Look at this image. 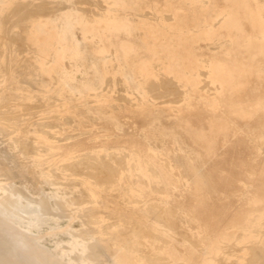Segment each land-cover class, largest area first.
Segmentation results:
<instances>
[{"label":"rangeland","instance_id":"374dc122","mask_svg":"<svg viewBox=\"0 0 264 264\" xmlns=\"http://www.w3.org/2000/svg\"><path fill=\"white\" fill-rule=\"evenodd\" d=\"M41 1H42V3H41ZM0 2H1L0 3V29H1L0 30V37L3 36L2 40H3V42L5 41L4 42L5 44H3L2 40H0V45H1V47H0V50H1L0 51V55H1L0 56V63H1L0 66H3L7 72L6 76L4 78L0 77V100L2 98H7V99H11V100L13 98H15L12 101L15 104L12 103L11 105H9V107H7V106H6L7 108L4 107V110L2 112H0V114H1L0 116H2V115L8 116L10 118L9 120H11V121L8 120L9 122H7V123H9V125L2 122L1 126L3 129H5L4 130L5 131V139L4 140L10 139L12 137H17V136L19 139L23 140V141H20L18 143V149H20V150L17 152L18 156H17V160L15 163L17 166L20 165L21 163L23 165L28 164V163L19 161L20 158L30 156V154L33 153V151L37 152L38 149L40 150L41 147H43V145L44 146L52 145V143H46V142H40V143L28 142L27 139H28L29 135H26L25 129L29 130V132L36 133L38 135H40L42 133L41 137L45 136L48 138L50 137V139H55L57 141V143H55V145H53V146H57L58 148H60V146L62 145L59 139H61L63 137L64 138L72 137L71 140L74 139L73 141H75V142L72 141L73 143H71L69 147L63 146V148H61L58 151L59 152L57 154L58 156L57 155L56 156H57V158L60 159L62 157V155L64 156L65 153H67V151L70 148H72V146H73L78 151L83 150L82 152H86V153L88 152L90 154V157H92V158L88 157V159L87 158L84 159L85 161L84 160H77V161H73V162L64 161L65 165L67 167H68V165H70L69 168H73L75 170V171L72 170V172L70 171L69 172L70 175H66V177L70 178L67 181L68 182V186H67L68 192L72 195V197L76 196L75 198H77V199H75V198L74 199L77 200V202H82V201L89 200L88 199L89 193L83 187L79 188V186H77V183H75L76 180H74V179H76V177L79 178L81 176V175L76 174L77 170L78 171L80 170V172H82V173L88 171L87 173H89L91 176H93V180H96V179L98 180V178H101V180L99 179V181L107 182V181L112 180V177H114V176L116 178V175L113 174L116 171L121 170L125 167L129 168V167H131V165H133V161L128 162L127 159H125L122 155H120V157L116 156V158L113 157V155L112 156L110 155V158H112V159H110L109 157L102 156V155H101L102 157H100V158L96 157L95 153H93V152H95V150H93V149H98V148L101 149L102 147H107V146L112 147L114 145L113 147H115V146L120 147L121 146L120 148L122 149V151L123 152L125 151L124 153H126V151H127L126 148L129 149L130 147L131 148L136 147L137 150L139 149V151H141L143 153V161L144 162L147 161L150 163V161H152L153 167L151 165V168L154 170V168L156 167V169L158 168L159 170H162V171L166 168V165H164L163 160H161L159 157H157L155 155V153L161 154V155H163L165 153L163 155V157L168 154L169 156L167 155L168 157L166 156L165 158H170L174 162L176 167H178V168L182 167V168H180L181 171L183 172L184 176L187 179H189L191 182H193L195 180V178L198 175L197 173L201 172V173H199V175L196 179H199V181L201 183H204L205 191H207L205 194V198H200V196H199L198 201L195 202L194 201L195 194L193 192L187 190L181 182L177 181L175 178H172L171 175L165 173L164 174V182L161 184H153L152 188L147 190V192L149 191V193L147 194V192H146V196L148 197V195H149L150 200L151 201L153 200L152 202H155L153 198L156 199V202H160L159 199H161V198H162L161 201H164L165 199L167 200V201L166 200L165 201L169 205V207H166V208H169L168 210H166V208H165V210H161L160 209L161 207H159V206L156 208L150 209V213H154V211H155V213H154L155 219L158 221H154V222L151 220L147 221L146 219H148V217H147V214L145 213L142 205H140L138 207V209L140 211L137 209V210H134L135 212H133V210L132 211L129 209L127 210L125 208H123L125 210H122L123 206L121 204L116 209L107 208L108 210L107 209L105 210V212H104L105 216L104 217L105 218L107 217V218L103 222L104 224L101 225L102 230L105 229L104 232L110 231L113 223L118 222V216H120V215L122 216V214H123L122 217L127 219V221L129 220L130 222L128 221L125 224V226H123L124 228L121 227L119 229V230H121V231H119L120 234L118 231L115 233L116 237H117V241L119 242V244L123 243L122 245L129 246L132 243V241H130V240L133 239L135 234H138V228H136V227H139L137 224L140 221L141 223H144L145 225L147 224L146 226L147 227L149 226L148 228H150L154 233H157V235L160 238L163 237L162 239H164L165 241L168 238L171 239L169 241L167 240L169 243H168V246L165 249V251H156L155 256L157 258L156 257L151 258L152 262L156 260L155 261L156 263L153 262V264L154 263L155 264H160V263L165 264V262L167 261V260L164 261L165 256L171 257L172 260L177 264H180V263L203 264L205 262V260L208 259L204 255L203 246L202 247L199 246V239L198 238H197L198 240L191 239L192 237H191V234L188 230V227H184V224H180L181 222H180V219L178 217L179 215L182 214V212H183L182 210H185V211L189 210V211L194 212L196 214V216L202 222V225H203L202 229L204 232H203L201 238L205 242L207 247L212 249L213 253H212L210 259L213 260V263L215 262L214 264H216V263L220 264V262H221V264H231V263L232 264H249L247 259L250 258L249 259L250 261H252V260L254 261L255 259H252V258H254L255 255H256L257 259L259 258V256H261V257L258 260L256 259L255 260L256 262L255 261L254 262L249 261L250 264H253V263L254 264H264V260H263L264 259V249H263L264 248V224H261V221L264 220V146H261V144L264 145V122H263V125H261L260 124L261 121L259 122V120L253 119V122L251 125L252 127H248V129L250 131H252L254 134L252 136H249L248 138L246 136H238L237 137V142H240L243 144V145H241L243 150H245V147L247 148V152L242 154V158H241L240 163H242L243 166L240 168H235L232 166V157H231V153L229 152V149H231L232 146L230 147V141H229V137L227 135H222V146L225 148V151H223V154L221 151L220 152L221 155L219 154L220 155L219 157L218 156H214L215 158L208 157L207 154H205V152L204 153L200 152V154H199L198 151H196V149L194 147L196 145L191 141V139L189 140L190 136L188 138V136L182 130L183 129L182 127L186 128V129H188L190 127H194V126H195V128H200V127L202 128L204 125H206V126H208V128H211L213 126H209V123L211 124V123H215L217 121V120L213 119V112L214 113H217V112L220 113L221 111H226V112L230 111L231 108L233 107V103L229 100V97L227 96V94H221V92H219V90L217 91L215 89L208 88L206 86L207 84L204 85V83L201 81L200 74L198 75V73L192 72L187 77L186 73L180 71L179 69L182 66H184V64H183L184 58L183 57L164 55L163 52L165 50L163 48L162 51L158 50V52H159L158 55L151 57V58L155 59L154 63H148V62L142 63V61L144 59H146V57L141 56V59H140L139 56L135 57V56H128V55H124V56H122V55H118V56L117 55H109L108 57H106V60L108 62L106 63V65H102V66H100L99 64L91 63V62H86L84 59V56H72V57L68 56L64 60L65 63H63L60 60V56L62 55L63 51H65V50L71 51L72 50V42L70 40L68 41V38L72 37V12H71L72 11V0H0ZM20 3H22V4H20ZM60 3H62V4H60ZM35 4H37V5H35ZM39 4H42V5H39ZM43 4H44V6H43ZM38 6H40V7H38ZM43 7L44 8L46 7V8L44 9ZM47 9H49V10H47ZM33 10L36 13L35 12L33 13ZM20 14H21V16H20ZM23 14H24V16H23ZM36 14H38L39 16ZM28 16H29V18H28ZM8 17L10 20L8 19ZM27 18L29 19V20H27L28 23L25 20ZM8 20H9V23H6V21L8 22ZM21 21L23 24L25 23L26 25L23 26L21 24ZM1 22H2V24H1ZM13 22H16V23L18 22V25H20V26H15L16 23H13ZM64 22H66V23H64ZM38 23L41 26H37ZM61 23H64L65 27H66L63 34H61V32H60ZM21 25H22V27H21ZM4 26H5V29L3 28ZM19 27L22 28L21 31H20ZM25 27L27 29H25ZM8 29L10 30L11 33L13 31V33H15V34H10V36H9L10 32H8ZM1 31L5 35H3L1 33ZM22 31H24V32H22ZM16 33H17V35H16ZM19 33L20 34L22 33V35H26L27 37L26 36L24 37L26 39L25 40H24V38L22 39V37H23L22 35H20V37H19L20 39H18ZM8 37H9V39H8ZM4 38H6V39H4ZM21 39H22V41H20ZM7 40H9L8 41L9 43L7 44V46H5ZM13 40H15L16 43L13 42ZM23 41H26V42H23ZM57 42H58V44H57ZM22 43L23 44L25 43L24 46ZM26 45H27V47H26ZM17 46H19V49ZM29 46L32 48H29ZM7 47H9V48H7ZM25 47H26V49H25ZM4 50L8 53H6ZM20 50L22 51V54H20L21 53ZM23 50H24V53H23ZM35 51L37 53H35ZM13 52H16V53H13ZM51 52H52V54H51ZM7 54H8V56H7ZM30 54H31V56H30ZM25 56H27V58H25ZM131 57H133V58H131ZM138 58L141 60V66H143L142 73H139L138 72L139 70H136L137 65H136V63L133 62V61H135V59H138ZM129 59H130V61H129ZM4 60H5V62H4ZM31 61H32V63H31ZM144 61H146V60H144ZM168 61L170 63H168ZM26 62H28V63H26ZM35 62H36V65H35ZM5 63H6V65H5ZM24 63H26L27 65L26 64L24 65ZM132 63H134L135 66ZM71 64H72V67L78 69V72H77L76 77L72 78L71 80H68V79L63 77V74H62L63 73V66L66 65L69 68V67H71L70 66ZM119 64H121L122 66ZM164 68H166V71H164ZM101 69H102V71H101ZM112 69H114V70H112ZM160 74L161 75L165 74V76H174L175 81L178 82L179 84H181V82H183V81L188 82L189 85L192 86V88L190 89L189 102L187 101L188 99H186V100L184 99L181 102L179 101L178 104L177 103L176 104L171 103L170 101H172L175 98L178 99V96L172 95V97H170V93L168 94L169 90L171 89L170 86L166 87V85H165L164 88L158 89L160 91L154 90V92H157V94L153 92V89L149 90L150 85L152 83H154V81H158L161 78ZM118 76H119V78H122V79H119ZM204 79H207V78H204ZM118 80H122V81L119 82ZM208 80H212V77L209 76ZM105 81H107V82H105ZM108 82H109V84H108ZM201 84H203V85H201ZM123 85H125V86H123ZM199 85L204 86V88L203 87L200 88L202 92L200 91V89H198ZM165 88H167L166 90L168 92H166ZM209 90L212 93L209 92ZM254 90L257 91L260 89H254ZM262 90L264 92V89H262ZM120 91H122V92H120ZM206 91H208V92H206ZM162 92H164V94ZM165 92L168 94V95L167 94L166 95L169 96L172 100H170L169 97H166ZM89 93H90V95H89ZM98 93H100V94H98ZM117 93H119V94H117ZM120 93H121V95H120ZM160 93L162 95H165V97L161 98L162 95ZM203 93H205V94H203ZM6 94H7V97H6ZM153 94L158 95V97H160V98L157 99L158 97L156 95H155V97L152 96ZM194 94H196V95L193 96ZM212 94H213V96H212ZM119 95L123 96V98L125 97L124 100H123V98L121 99V97H119ZM209 96H210V98H208ZM29 97H31V98H29ZM86 97H88V98H86ZM138 97H139V99H138ZM152 97H154V98L152 99ZM87 100H89V101H87ZM125 100H126V102H128L127 104H126ZM158 100H160L161 102H159ZM167 100H170V101H167ZM29 101H31V102H29ZM90 101H92V102H90ZM78 102L80 103V105ZM26 103L31 104V105H28V108H27ZM36 103H38L39 106ZM40 103L42 104V106H40L41 105ZM52 103H54V104H52ZM66 103H68V104H66ZM77 103H78V105H77ZM111 103H113V104H111ZM195 103H197V104H195ZM74 104H76V105H74ZM200 104H202V105H200ZM140 105L141 106L143 105V107H140ZM196 105H197V107H196ZM199 105L202 108H200ZM24 106L28 110H25L26 108ZM29 106H30V108H29ZM71 106H72V108H70ZM111 106H113L114 108ZM115 106L118 108L117 110L115 109L116 108ZM171 106H173V107H171ZM36 107H39V108H36ZM98 107H100V108H98ZM128 107H129V109H128ZM156 107H158V108H156ZM164 107H167V108H164ZM226 107H228V108H226ZM85 108H87V109H85ZM103 108L104 109L106 108V109L104 110ZM136 108H137V110H136ZM149 108H151V109H149ZM173 108H174V110H173ZM196 108L197 109L200 108V109H198L199 111ZM125 109H127V110H125ZM143 109H144V112H143ZM146 109L148 110V112ZM64 110L65 111L67 110V112L65 113ZM157 110L159 111V113ZM167 110H169V111H167ZM249 110L252 111L253 114L260 115V111L264 113V104H256V103L250 104ZM174 111H176V112H174ZM177 111L178 112L180 111V112L178 113ZM4 112H6L7 115ZM11 112H13V113H11ZM34 112H37V113L35 114ZM85 112H86V114H85ZM170 112H173V113H170ZM189 112L190 113L193 112L194 114L192 113V115H191ZM185 113H187V114H185ZM27 114H28V116H27ZM59 114H61L60 118L57 117V116H59ZM19 115L22 116V118H24V119L26 117V119L25 120L23 119V121L18 120ZM37 115H38V117H36ZM173 115H176V117L173 118ZM262 115H264V114H262ZM67 116H69V117H67ZM30 117H32V118L29 119ZM126 117H129V118H126ZM196 117H200V119H196ZM65 118H67V120ZM122 118L124 120H122ZM187 118H188V120H187ZM79 119H81V120H79ZM155 119H156V122H155ZM77 120L80 122L79 124H77L78 123ZM87 120H88V122H87ZM112 120H114V121H112ZM118 120H119V122L122 121L121 122L122 124L117 123ZM126 120H127V122H126ZM111 121H112V123H111ZM185 121H190L192 126H189ZM50 122L55 123V125L53 123H50ZM61 122L66 124V125L62 124ZM148 122H150V124ZM162 122H163V124H162ZM166 122H168L169 124ZM123 123H124V125H123ZM127 123H129V124L127 125ZM171 123H173V124H171ZM24 124H25V126H27V125H29V126L25 127ZM41 124H44V125L49 124L50 126H52V124H53L54 127L52 126V127L48 128L47 126H43V128H42ZM56 124H57V126H56ZM98 125H100L101 127ZM132 125H133V127H132ZM170 125L173 128H171ZM174 125H175V127H174ZM31 126H33L32 128H34V129H32ZM45 127H47V128L45 129ZM99 127L101 129H99ZM106 127H108V128L106 129ZM28 128H30V129H28ZM67 128H69V129H67ZM135 128H136V130H135ZM23 129H24V131H23ZM17 131H20V132H18V135H17ZM57 131H58V135L56 134ZM75 131H77V132H75ZM117 131H119V132H117ZM45 132H46V134H45ZM73 132H75V133H73ZM255 132L258 134H256ZM59 133L63 134V135H60ZM64 133H68V134L64 135ZM76 133L79 136L76 135ZM104 133H105V135H103ZM110 133H112V134H110ZM71 134H72V136H71ZM173 134H174V136H173ZM11 135H13V136L11 137ZM19 135H21V136H19ZM53 135L55 136V138H52ZM66 135H67V137H66ZM132 135H134V136H132ZM145 135H148V136H145ZM59 136H61V137H59ZM74 136H76V137H74ZM96 136H97V139H96ZM136 136H137V138H135ZM1 138H2V136H1ZM22 138H24V139H22ZM90 138L91 139L93 138V139L90 140ZM105 138H108V139H105ZM182 138H183V140H182ZM101 139H103V140H101ZM184 139L186 141H184ZM89 140H90V142H89ZM58 141H59V143H58ZM165 141H166V143H165ZM191 142L193 145L189 144ZM245 142L247 144H249L250 146L249 147L244 146ZM144 143H145V145H144ZM22 144H23V146H21ZM29 144H30L31 148H30ZM168 145H169V147H168ZM190 145L192 146V148ZM150 146H151V148H150ZM261 147L263 148V151H262ZM5 149H7V145H5ZM28 150H29V152H28ZM149 150H150V152H149ZM157 150H160V151H157ZM164 150H165V152H164ZM91 151H92V153H91ZM192 151H193V153H192ZM261 152H262V154H261ZM179 154H180V157L177 156ZM203 154L205 156H203ZM20 155H22V156H20ZM170 155H171V157H170ZM195 155H197V156H195ZM94 156H95V158H94ZM121 156H122V158H124L126 160V162L124 159L121 158ZM144 156H146V157H144ZM193 156H194V158H193ZM201 156H202V158L203 157H205V158L202 159ZM178 157H179V159H178ZM184 157H185V159H184ZM220 157H221V159L223 158L222 163L220 162L221 160H219ZM245 157L248 158L246 163L244 161ZM108 158H109V160H108ZM103 159H105V160H103ZM146 159H148V160H146ZM207 159H209V160H207ZM106 160L108 162H106ZM186 160H187V162H186ZM191 160H192V162H191ZM218 160H219V162H218ZM79 161L82 163H80ZM215 161H217V162H215ZM18 162H20V163H18ZM93 162L95 165L93 164ZM96 162L98 164L97 167H96ZM103 162L107 163L108 165H106ZM111 163L116 165L118 170ZM126 163H129V165H127ZM187 163H189L190 165ZM206 163H207V165H206ZM214 163H216L217 165L222 164L223 166L222 165L216 166V164H214ZM86 164H87V166H86ZM124 164H126V165H124ZM201 164H203L202 166H206V167H201ZM120 165L122 166V168L120 167ZM113 166H114V169H113ZM191 166H193V167H191ZM210 166H215L216 171H215L214 167L210 168ZM80 167H81V169H80ZM217 167H218V169H217ZM101 168H102V170H101ZM105 168L106 169L108 168V169H107V172L105 170V173H104L103 170ZM204 168H206V169L208 168L207 171H205ZM220 168L221 169L225 168L226 170H224V171L228 172L227 175L225 173H223L224 172L223 170L221 172ZM111 169L113 171L115 169L116 170H115V172L112 171L113 173L111 174V171H108ZM209 169H210V171H209ZM16 170H17V168H16ZM16 170H13V173H15ZM196 170H198V171H196ZM217 170H219V171H217ZM92 171H93V173H92ZM212 171H213V173H212ZM106 173H110L112 175V177H111V175L106 174ZM59 174H61V173H58V175ZM75 174L78 176H76ZM105 174L107 176H105ZM213 174H215V176H212ZM71 175H75L76 177L73 176L74 179H72ZM195 175H196V177H195ZM60 176H62V175H60ZM200 177L201 178L203 177V178L201 179ZM215 177H217V181H216ZM115 178H113V180ZM205 179L208 182L205 181ZM211 179H213V180L209 181ZM218 179L220 181H218ZM214 181H216V184ZM243 181H244V183H242ZM245 181H247V182L245 183ZM252 181H253V184H251ZM209 182H212V183H210L211 186L209 185ZM220 182H222V183H220ZM206 184H208V185H206ZM218 184L220 185V187L217 186ZM164 185L165 186L168 185V186L165 187ZM213 186H214L215 190H214ZM222 186H224V187H222ZM251 186L254 188H252ZM74 187H75V189H74ZM154 187H156V188H154ZM158 187H160V188H158ZM216 187H218L220 190L218 188L216 189ZM165 188L167 189V191L165 190ZM71 189H72V192H71ZM153 189H154V191H153ZM181 190L183 191V193ZM159 191H161L162 194ZM174 191H177V192H174ZM178 191L181 193H179ZM240 191H243V192H240ZM245 191L246 192L249 191V193L248 192L246 193ZM170 192H171V194H170ZM216 192H218V193H216ZM250 192H252V193H250ZM76 194L77 195L80 194V195H78L79 198ZM159 194H161V195H159ZM209 194L211 195V197ZM222 195H224V196H222ZM244 195L246 196V198ZM111 197H112L111 195L107 196L106 200H105L107 203L106 205H109L110 207H112L113 204L114 205L116 204L114 197L113 198H111ZM249 198L251 199V201ZM110 199H111V202L108 203V201ZM243 200H245V201H243ZM246 200H247V202H246ZM174 203H175V206H173ZM240 204H241V206H240ZM170 208L173 209L174 211L171 210ZM176 208H178L181 213H178L177 211H175ZM244 208H246V210ZM247 209H249V211ZM110 210H112V211H110ZM125 211H126V213H125ZM143 211H144V213H143ZM170 211L172 212L171 213L172 216L170 215ZM121 212H122V214H121ZM111 213H112V216H111ZM94 214L97 215L96 211L92 210L90 213L91 218L89 220V222H91L90 223L91 226H93L92 222H94L93 217L96 216ZM114 214H115V216H113ZM238 214H241V215H238ZM136 215H138V216H136ZM160 215H162L163 220H162V217ZM237 215H238V217H237ZM125 216L128 218H126ZM142 216H144V218H142ZM110 218H112V219H110ZM132 218H133V220H132ZM91 219H92V221H91ZM111 220L115 221V222H112ZM229 220H230V222H229ZM107 221H109V222H107ZM142 221H144V222H142ZM110 222H111V224H110ZM168 222H171V223L173 222V223L171 224ZM174 222H176V223L174 224ZM181 227L183 230L185 228L186 229L183 231L181 229ZM164 229H168V230H164ZM175 230L176 231L178 230V231L176 232ZM262 230H263V232H262ZM130 231H132V232H130ZM173 231H175V232H173ZM174 233H176V234H174ZM182 233H184V234H182ZM212 233H213V235H212ZM178 235H180V236H178ZM183 235H185V236H183ZM187 235H188V237H187ZM175 236L176 237L177 236L182 237V239L176 238ZM212 236H213V238H211ZM125 240H128V241H125ZM196 242H198V244ZM126 243H128V245ZM175 243H177V244H175ZM106 244H107L106 245V251L109 254H107L105 256V259H106V261L107 260L111 261L112 258L114 256H116L119 252L114 248L112 249L108 239L106 240ZM174 244L176 245L177 249H176ZM233 244H234V246H233ZM177 245H179L180 247ZM188 246H190L192 249L190 247L188 248ZM256 246H258V248H260L261 250L263 249V250L261 251ZM199 247L202 249V251ZM252 247H253V249H252ZM254 247H256V248H254ZM197 248H198V250H197ZM171 249H173V250H171ZM257 249H258V251H256ZM218 250H220L221 253H218L217 252ZM253 250H255V252H253ZM233 251H234V253H233ZM170 252H171V254H170ZM256 252L258 253L259 256L257 255ZM186 253H188V254H186ZM228 253L231 255H229ZM201 254H202V257H201ZM260 254H262V255H260ZM251 256H253V257H251ZM109 257H111V258H109ZM159 257L160 258L162 257V259H160ZM218 259H220V260H218Z\"/></svg>","mask_w":264,"mask_h":264},{"label":"bare ground","instance_id":"6f19581e","mask_svg":"<svg viewBox=\"0 0 264 264\" xmlns=\"http://www.w3.org/2000/svg\"><path fill=\"white\" fill-rule=\"evenodd\" d=\"M91 1V0H90ZM99 1V0H98ZM216 1V0H215ZM6 2V1H5ZM38 2V1H37ZM47 2V1H46ZM74 2V1H73ZM147 2V1H146ZM149 2V1H148ZM214 2V1H213ZM218 2V1H216ZM221 2V1H219ZM1 3V2H0ZM4 3V2H3ZM42 3V1H41ZM76 3V2H75ZM82 3V2H81ZM137 3V2H136ZM234 3V2H233ZM22 4V3H20ZM26 4V3H25ZM24 4V5H25ZM46 4V3H45ZM48 4V3H47ZM50 4V3H49ZM62 4V3H60ZM73 4V3H72ZM88 4V3H87ZM99 4V3H98ZM221 4V3H220ZM17 5V4H16ZM29 5V4H28ZM37 5V4H35ZM39 5H42V4H39ZM81 5V4H80ZM103 5V4H102ZM139 5V4H138ZM227 5V4H226ZM3 6V5H2ZM19 6V5H18ZM44 6V4H43ZM46 6V5H45ZM74 6V5H73ZM91 6V5H90ZM100 6V5H99ZM129 6V5H128ZM141 6V5H140ZM146 6V5H145ZM181 6V5H180ZM233 6V5H232ZM17 7V6H16ZM25 7V6H24ZM40 7V6H38ZM93 7V6H92ZM101 7V6H100ZM135 8V6H133ZM158 7V6H157ZM219 7V6H218ZM13 8V7H12ZM44 8V7H43ZM46 8V7H45ZM44 8V9H45ZM49 8V7H48ZM66 8V7H65ZM140 8V7H139ZM144 8V7H143ZM26 9V8H25ZM40 9V8H39ZM120 9V8H119ZM37 10V9H36ZM42 10V9H41ZM40 10V11H41ZM49 10V9H47ZM62 10V9H61ZM142 10V9H141ZM156 10V9H154ZM205 10V9H204ZM25 11V10H24ZM27 11V10H26ZM38 11V10H37ZM52 11V10H51ZM104 11V10H103ZM136 11V10H135ZM237 11V9L235 10ZM3 12V11H2ZM19 12V11H18ZM35 11L33 10V13ZM44 12V11H43ZM72 12V11H71ZM21 13V12H20ZM23 13V12H22ZM36 13V12H35ZM50 13V12H49ZM48 13V14H49ZM77 13V12H76ZM91 13V12H90ZM6 14V13H5ZM44 14V13H43ZM47 14V15H48ZM102 14V13H101ZM234 14V13H233ZM13 15V14H12ZM11 15V16H12ZM16 15V14H15ZM18 15V14H17ZM32 15V14H31ZM38 15V14H36ZM85 15V14H84ZM88 15V14H87ZM91 15V14H90ZM94 15V14H93ZM215 15V14H214ZM10 16V17H11ZM21 16V14H20ZM24 16V14H23ZM33 16V15H32ZM39 16V15H38ZM41 16V15H40ZM96 16V15H94ZM105 16V14H104ZM127 16V15H126ZM143 16V15H142ZM19 17V16H18ZM86 17V16H85ZM90 17V16H89ZM128 17V16H127ZM167 17V16H166ZM2 18V17H1ZM25 18V17H24ZM29 18V16H28ZM25 19L26 22L28 23L27 20L29 19ZM43 18V17H42ZM48 18V17H47ZM97 18V17H96ZM101 18V17H100ZM169 18V16H168ZM167 18V19H168ZM173 18V17H172ZM188 18H191V17H188ZM194 18V17H193ZM9 19V17H8ZM12 19V18H11ZM17 19V18H16ZM33 19V18H32ZM91 19V17H90ZM93 19V18H92ZM130 19V18H129ZM186 19V18H185ZM10 20V19H9ZM9 20L8 22L6 21V23H9ZM35 20V19H34ZM133 20V19H132ZM151 20V19H150ZM154 20V19H153ZM183 20V19H182ZM198 20V18L196 19ZM13 21V20H12ZM23 21V20H22ZM21 21V24L23 26H25L26 24L22 23ZM49 21V20H48ZM54 21V20H53ZM65 21V20H64ZM93 21V20H92ZM168 21V20H167ZM193 21V19H192ZM191 21V22H192ZM136 22V21H135ZM149 22V21H148ZM163 22V21H162ZM174 22V21H173ZM176 22V21H175ZM186 22V21H184ZM13 23H16V22H13ZM66 23V22H64ZM64 23H61V34L64 33V30H65V24ZM2 24V22H1ZM17 24V25H16ZM15 24V26H20L18 25V22ZM134 24V23H133ZM136 24V23H135ZM171 24V23H170ZM179 24V23H178ZM177 24V25H178ZM191 24V23H190ZM209 24V23H208ZM21 25V27H22ZM47 25V24H46ZM59 25V24H58ZM75 25V24H74ZM147 25V24H146ZM165 25V24H164ZM188 25H189V22H188ZM187 25V26H188ZM192 25V24H191ZM203 25V24H202ZM3 26V25H2ZM37 26H41L39 23L37 24ZM128 26V25H127ZM140 26V25H139ZM60 27V26H59ZM130 27V26H129ZM132 27V26H131ZM137 27V26H136ZM149 27V26H148ZM161 27V26H160ZM173 28H175L174 26H172ZM191 27V26H190ZM207 27V26H206ZM2 28V27H1ZM5 29V26L3 27ZM8 28V27H7ZM24 28V27H23ZM29 28V27H28ZM128 28V27H127ZM187 28V27H186ZM20 31L22 28H20ZM25 29H27L25 27ZM36 29V28H35ZM59 29V28H58ZM126 29V27H125ZM152 29V28H151ZM176 29V28H175ZM185 29V28H184ZM189 29V28H188ZM245 29V28H243ZM1 30V29H0ZM7 30V29H6ZM24 30V29H23ZM37 30V29H36ZM129 30V29H128ZM136 30V29H135ZM138 30V28H137ZM162 30V29H160ZM26 31V30H25ZM38 31V30H37ZM133 31V30H132ZM221 31V30H220ZM223 31V30H222ZM4 32V31H3ZM8 32H10V30L8 29ZM24 32V31H22ZM27 32V31H26ZM42 32V31H41ZM215 32V31H214ZM250 32V31H249ZM2 33V31H1ZM125 33V32H124ZM130 33V32H129ZM141 33V32H140ZM205 33V32H204ZM222 33V32H221ZM247 33V32H246ZM3 34V33H2ZM10 34H15L10 32L9 33V36ZM139 34V33H138ZM220 34V33H219ZM218 34V35H219ZM257 34V33H256ZM5 35V34H3ZM17 35V33H16ZM20 35H22V33L18 35V39H20ZM197 35V34H196ZM204 35V34H203ZM8 36V35H7ZM22 39L26 36V35H22ZM81 36V35H80ZM131 36V35H130ZM153 36V35H152ZM156 36V35H155ZM191 36V35H190ZM198 36V35H197ZM5 37V36H4ZM27 37V36H26ZM36 37V36H35ZM175 37V36H174ZM178 37V36H177ZM244 37V36H243ZM3 36L0 37V40H2ZM76 38V37H75ZM80 38V37H79ZM87 38V37H86ZM141 38V37H140ZM259 38V37H258ZM6 39V38H4ZM9 39V37H8ZM22 39L20 41H22ZM26 38H24L25 40ZM81 39V38H80ZM89 39V38H88ZM125 39V38H124ZM204 39V38H203ZM17 40V39H16ZM120 40V39H119ZM133 40V39H131ZM130 40V41H131ZM136 41L138 39H135ZM133 40V42L135 41ZM200 40V39H199ZM9 40H7L6 42V45L9 43L8 42ZM11 41V40H10ZM5 42V41H4ZM2 40V43L5 44ZM12 42V41H11ZM13 42H15V40H13ZM23 42H26V41H23ZM120 42V41H119ZM138 42V41H137ZM153 42V41H152ZM161 42V41H160ZM16 43V42H15ZM118 43V42H117ZM135 43V42H134ZM190 43V42H189ZM198 43V42H197ZM220 43V42H219ZM2 44V45H3ZM23 44V43H22ZM25 44V43H24ZM23 44V46H24ZM27 44V43H26ZM58 44V42H57ZM136 44V43H135ZM134 44V45H135ZM139 44V43H138ZM231 44V43H230ZM21 45V44H20ZM19 45V46H20ZM28 45V44H27ZM26 45V47H27ZM55 45V44H54ZM171 45V44H170ZM178 45V44H177ZM204 45V44H203ZM218 45V43L216 44ZM9 46V45H8ZM19 46L18 49H19ZM96 46V45H95ZM139 46V45H138ZM159 46V44H158ZM186 46V45H185ZM1 47V45H0ZM10 47V46H9ZM7 47V48H9ZM25 47V49H26ZM60 47V46H59ZM149 47V46H148ZM178 47V46H177ZM189 47V46H188ZM197 47V46H196ZM202 47V45H201ZM204 48L206 47L205 45L203 46ZM239 47V46H237ZM236 47V49H238ZM5 48V47H4ZM29 48H32L29 46ZM94 48V47H93ZM97 48V47H95ZM118 48H119V45H118ZM173 48V47H172ZM2 49V48H1ZM21 49V48H20ZM86 49V48H85ZM138 49V48H137ZM157 49V47H156ZM163 49V48H162ZM176 49V48H175ZM6 50V49H5ZM4 50V51H5ZM52 50V49H51ZM173 50V49H172ZM193 50V49H192ZM1 51V50H0ZM8 51V50H7ZM18 51V50H17ZM16 51V52H17ZM21 51V50H20ZM119 51V50H118ZM121 51V50H120ZM139 51V50H138ZM141 51V50H140ZM162 51V50H161ZM169 51V50H168ZM6 52V51H5ZM16 52H13V53H16ZM72 50L69 51V50H65L63 51L62 55L60 56V60L64 62V60L66 59V57L68 56H75L74 53L72 54ZM148 52V51H147ZM237 52V51H236ZM8 53V52H6ZM23 53H24V50H23ZM35 53H37L35 51ZM90 53V52H89ZM88 53V54H89ZM102 53V52H101ZM139 53V52H138ZM205 53V52H204ZM2 54V53H1ZM22 54V51L21 53ZM52 54V52H51ZM122 54V52L120 53ZM142 54H143V51H142ZM168 54V53H167ZM202 54V53H201ZM91 55V54H90ZM140 55V54H139ZM172 55V54H171ZM238 55V54H236ZM1 56V55H0ZM5 56V55H4ZM8 56V54H7ZM31 56V54H30ZM93 57V56H92ZM97 57V56H96ZM25 58H27V56H25ZM51 58V57H50ZM59 58V57H58ZM133 58V57H131ZM188 58V57H187ZM33 59V58H32ZM98 59V58H97ZM139 59V58H138ZM238 59V58H237ZM242 59V58H241ZM263 59V58H262ZM27 60V59H26ZM30 60V59H29ZM28 60V61H29ZM134 60V59H133ZM189 60V59H188ZM200 60V59H199ZM240 60V59H239ZM130 61V59H129ZM138 61V60H137ZM5 62V60H4ZM3 62V63H4ZM45 62V61H44ZM51 62V61H50ZM238 62V61H237ZM245 62V60H244ZM263 62V61H262ZM28 63V62H26ZM24 63V65L26 64ZM32 63V61H31ZM158 63V62H157ZM156 63V64H157ZM206 63V62H205ZM228 63V62H227ZM250 63V62H249ZM1 64V63H0ZM8 64V63H7ZM134 64V63H132ZM159 64V63H158ZM208 64V63H207ZM244 64V63H242ZM6 65V63H5ZM27 65V64H26ZM33 65V64H32ZM35 65H36V62H35ZM46 65V64H45ZM115 65V64H114ZM121 65V64H119ZM154 65V64H153ZM180 65V64H179ZM71 67H67L66 65L63 66V77L68 79V80H71L72 78L76 77L77 75V72H78V69L72 67V64L70 65ZM89 66V65H88ZM109 66V65H108ZM116 66V65H115ZM122 66V65H121ZM135 66V65H134ZM258 66V65H257ZM256 66V67H257ZM25 67V66H24ZM27 67V66H26ZM45 67V66H44ZM85 67V66H84ZM256 67H253L254 70L256 69ZM52 68V67H51ZM115 68V67H114ZM155 68V67H154ZM7 69V68H6ZM54 69V68H53ZM242 69V68H241ZM246 69V68H245ZM249 68H247L248 70ZM8 70V69H7ZM56 70V69H55ZM114 70V69H112ZM121 70V69H120ZM132 70V69H131ZM201 70V69H200ZM253 70V72H254ZM135 71V70H134ZM207 71V69H206ZM231 71V70H230ZM237 71H240V70H237ZM256 71V70H255ZM120 72V71H119ZM123 72V71H122ZM200 72V71H199ZM251 76V72L248 71ZM6 70L4 69L3 66H0V77L4 78L6 76ZM55 73V72H54ZM187 73V72H186ZM206 73V72H204ZM241 73V72H240ZM244 73V72H243ZM61 74V73H60ZM134 74V73H133ZM229 74V73H228ZM121 75V74H120ZM119 75V76H120ZM161 75V74H160ZM200 75H201V72H200ZM243 75V74H242ZM247 75V76H248ZM118 76V78H119ZM206 76V75H205ZM231 76V75H230ZM245 76V75H244ZM160 78V77H159ZM61 79V78H60ZM107 79V78H106ZM119 79H122V78H119ZM2 80V79H1ZM36 80V79H35ZM54 80V79H53ZM39 81V80H38ZM119 82L122 81V80H118ZM141 81V80H140ZM202 81V80H201ZM253 81V80H252ZM107 82V81H105ZM118 82V83H119ZM153 82V81H152ZM54 83V82H53ZM147 83V82H146ZM145 83V84H146ZM234 83V82H233ZM252 83V82H251ZM255 83V82H254ZM107 84V83H106ZM109 84V82H108ZM124 84V83H123ZM151 84V83H150ZM208 84V83H206ZM229 84V83H228ZM250 84V83H249ZM66 85V84H65ZM64 85V86H65ZM119 85V84H118ZM166 85V87L170 86L171 89L169 90V92L166 90L167 88H165L166 92H168V94L170 93V97L173 96H178V99L175 98V99H171L169 96H167L168 94L165 92V95L166 97H169L170 100H167V101H170L171 103H177L184 99H186V90L183 89L182 85L179 84L178 82L172 80V77H166L165 74L161 75V78L158 80V81H154V83H152L150 85V88L149 90H152L153 89V92L154 90L156 91H160L158 89L160 88H164ZM202 85V84H201ZM205 85V84H204ZM227 85V84H226ZM17 86V85H16ZM122 86V85H121ZM125 86V85H123ZM142 86V85H141ZM149 86V85H148ZM207 86V85H206ZM209 86V85H208ZM207 86V87H208ZM230 86V85H229ZM254 86V85H253ZM112 87V86H111ZM202 87V86H201ZM216 87H218L216 85ZM251 87V86H250ZM264 87V86H263ZM16 88V87H15ZM67 88V87H66ZM105 88V87H104ZM103 88V89H104ZM144 88V87H143ZM147 88V89H148ZM204 88V86H203ZM202 88V89H203ZM210 88V86L208 87ZM219 88V87H218ZM200 89V88H198ZM212 89V88H211ZM229 89V88H228ZM58 90V89H57ZM56 90V91H57ZM148 90V91H149ZM218 91V89H216ZM7 91V90H6ZM147 91V90H146ZM171 91V92H170ZM201 91V89H200ZM199 91V92H200ZM214 91V90H213ZM4 92V91H3ZM90 92V91H89ZM99 92V91H98ZM106 92V91H105ZM122 92V91H120ZM197 92V91H196ZM202 92V91H201ZM204 92V91H203ZM208 92V91H206ZM209 92H211L209 90ZM239 92V91H238ZM148 93V92H147ZM157 94V92H154ZM159 93V92H158ZM164 94V92H162ZM212 93V92H211ZM210 93V94H211ZM63 94V93H62ZM69 94V93H68ZM67 94V95H68ZM100 94V93H98ZM109 94V93H108ZM119 94V93H117ZM145 94V93H144ZM152 94V93H151ZM155 94V95H156ZM161 94V93H160ZM205 94V93H203ZM202 94V95H203ZM42 95V94H41ZM87 95V94H86ZM90 95V93H89ZM93 95V94H92ZM97 95V94H96ZM121 95V93H120ZM121 99L123 98V96H120ZM155 95L153 94L152 96L155 97ZM162 95V94H161ZM160 95V96H161ZM165 95H162V97H165ZM196 94H194L193 96H195ZM11 96V95H10ZM28 96V95H27ZM30 96V95H29ZM45 96V95H44ZM47 96V95H46ZM65 96V95H64ZM135 96V95H134ZM158 97V95H156ZM180 96V97H179ZM205 96V95H204ZM213 96V94H212ZM211 96V97H212ZM215 96V95H214ZM6 97H7V94H6ZM66 97V96H65ZM117 97V96H116ZM118 97V98H119ZM152 97V99L154 98ZM156 97V98H157ZM206 97V96H205ZM31 98V97H29ZM35 98V97H34ZM33 98V99H34ZM42 98V97H41ZM52 98V97H51ZM88 98V97H86ZM103 98V97H102ZM106 98V97H105ZM108 98V97H107ZM125 98V97H124ZM123 98V100H124ZM160 97H158L157 99H159ZM174 98V97H173ZM210 98V96L208 97ZM258 98V97H257ZM15 99V98H13ZM13 99H7V98H2L0 100V112H2L4 110V107H9V105H11L13 102ZM17 99V98H16ZM26 99V98H25ZM36 99V98H35ZM79 99V98H78ZM120 99V98H119ZM127 99V98H126ZM139 99V97H138ZM217 99V98H216ZM27 100V99H26ZM76 100V99H75ZM74 100V101H75ZM218 100V99H217ZM40 101V100H39ZM89 101V100H87ZM93 101V100H92ZM90 101V102H92ZM120 101V100H119ZM159 102H161L160 100H158ZM235 101V100H234ZM25 102V101H24ZM31 102V101H29ZM109 102V101H108ZM111 102V101H110ZM126 102V100H125ZM130 102V101H129ZM139 102V101H138ZM193 102V101H192ZM196 102V101H195ZM208 102V101H207ZM206 102V103H207ZM221 102V101H220ZM219 102V103H220ZM236 102V101H235ZM240 102V101H239ZM55 103V102H54ZM52 103V104H54ZM70 103V102H69ZM72 103V102H71ZM79 103V102H78ZM77 103V105H78ZM128 102H126L127 104ZM140 103V102H139ZM170 103V104H171ZM194 103V102H193ZM204 103V102H203ZM212 103V102H211ZM214 103V102H213ZM223 103V102H222ZM15 104V103H13ZM24 104V103H23ZM27 104V108H28V105H31V104ZM25 104V105H26ZM38 105V103H36ZM35 104V105H36ZM41 104V103H40ZM64 104V103H63ZM68 104V103H66ZM113 104V103H111ZM115 104V103H114ZM120 104V103H119ZM130 104V103H129ZM141 104V103H140ZM197 104V103H195ZM205 104V103H204ZM208 104V103H207ZM50 105V104H49ZM76 105V104H74ZM80 105V103H79ZM88 105V104H87ZM118 105V104H117ZM202 105V104H200ZM199 105V107H200ZM227 105V104H226ZM230 105V104H229ZM235 105V104H234ZM39 106V105H38ZM42 106V104L40 105ZM114 106V105H113ZM111 106V107H113ZM191 106V105H190ZM195 106V105H194ZM228 106V105H227ZM238 106V105H237ZM243 106V105H242ZM240 106V107H242ZM6 107V108H7ZM23 107V106H22ZM25 107V106H24ZM32 107V106H31ZM61 107V106H60ZM91 107V106H90ZM95 107V106H94ZM105 107V106H104ZM116 107V106H115ZM121 107V106H120ZM127 107V106H126ZM140 107H143V105ZM173 107V106H171ZM177 107V106H176ZM188 107V106H187ZM197 107V105H196ZM207 107V106H206ZM218 107V106H217ZM229 107V106H228ZM226 107V108H228ZM11 108V107H10ZM26 108V107H25ZM25 109V110H28V109ZM30 108V106H29ZM36 108H39V107H36ZM72 108V106L70 107ZM100 108V107H98ZM108 108V107H107ZM114 108V107H113ZM122 108V107H121ZM135 108V107H134ZM158 108V107H156ZM164 108H167V107H164ZM175 108V107H174ZM173 108V110H174ZM183 108V107H182ZM192 108V107H191ZM202 108V107H200ZM198 108V109H200ZM247 108V107H246ZM16 109V108H15ZM87 109V108H85ZM104 109V108H103ZM102 109V110H103ZM106 109V108H105ZM104 109V110H105ZM116 110L118 109L117 107L115 108ZM129 109V107H128ZM151 109V108H149ZM179 109V108H178ZM197 109V108H196ZM197 109V110H198ZM222 109V108H221ZM24 110V109H23ZM101 110V111H102ZM103 110V111H104ZM127 110V109H125ZM135 110V109H134ZM137 110V108H136ZM147 110V109H146ZM190 110V109H189ZM210 110V109H209ZM18 111V110H17ZM16 111V112H17ZM65 111V110H64ZM122 111V110H121ZM150 111V110H149ZM158 111V110H157ZM169 111V110H167ZM199 111V110H198ZM220 111V110H219ZM233 111V110H232ZM60 112V111H59ZM62 112V111H61ZM67 112V110L65 111V113ZM100 112V111H99ZM112 112V111H111ZM143 112H144V109H143ZM148 112V110H147ZM155 112V111H154ZM176 112V111H174ZM178 112V111H177ZM180 112V111H179ZM178 112V113H179ZM183 112V111H182ZM209 112V111H208ZM212 112V111H211ZM225 111H223L224 113ZM231 112V110H230ZM237 112V111H236ZM261 112V111H260ZM6 114V112H4ZM8 113V112H7ZM13 113V112H11ZM35 114L37 112H34ZM57 113V112H56ZM150 113V112H149ZM159 113V111H158ZM170 113H173V112H170ZM184 113V112H183ZM190 113V112H189ZM193 113V112H192ZM192 113H190L192 115ZM196 113V112H195ZM214 113V112H213ZM218 113V112H217ZM240 113V112H239ZM247 113V112H246ZM3 114V113H2ZM70 114V113H69ZM75 114V113H74ZM86 114V112H85ZM103 114V113H102ZM120 114V113H119ZM127 114V113H126ZM130 114V113H129ZM147 114V113H146ZM156 114V113H155ZM187 114V113H185ZM194 114V113H193ZM226 114V112H225ZM264 114V113H263ZM1 115V114H0ZM7 115V114H6ZM30 115V114H29ZM32 115V114H31ZM44 115V114H43ZM57 115V114H56ZM67 115V114H66ZM76 115V114H75ZM105 115V114H104ZM122 115V114H121ZM162 115V114H161ZM178 115V114H177ZM238 115V114H237ZM242 115V114H241ZM256 115V114H255ZM262 115V114H261ZM11 116V115H10ZM24 116V115H23ZM26 116V115H25ZM28 116V114H27ZM170 116V115H169ZM186 116V115H185ZM226 116V115H225ZM233 116V115H232ZM263 116V115H262ZM38 117V115L36 116ZM56 117V116H55ZM57 117H61V114H59V116ZM69 117V116H67ZM96 117V116H95ZM113 117V116H112ZM168 117V116H167ZM176 117V115H173V118ZM178 117V116H177ZM228 117V116H227ZM16 118V117H15ZM32 117H30L29 119H31ZM49 118V117H48ZM73 118V117H72ZM91 118V117H90ZM114 118V117H113ZM126 118H129V117H126ZM132 118V117H131ZM144 118V117H143ZM154 118V117H153ZM229 118V117H228ZM10 118L8 116H0V264H153V262L155 261H151V258H154L156 257L155 256V253L156 251H165V249L167 248L168 246V241L171 240V239H167L166 241L162 238H160L157 233H154L150 228H148L144 223H141L140 221L138 222V226L139 227H136L138 228V234H135V236L133 237L132 240V243L129 245V246H125V245H122V244H119V242L117 241V237H116V232L118 231H121L119 230L121 227L125 226V224L129 221H127V219H125L122 214V216H118V222L117 223H113L112 225V228L110 229V231L108 232H104L105 229L102 230V224H104L103 222L106 220V218L104 217V212L107 208H113V209H116L119 205L122 204V210H125V209H129V210H133V212H135L134 210H137L138 207L140 205H142V207L144 208V211L145 213L147 214V217L148 219H146L147 221L148 220H151V221H158L155 219V211L154 213H150V209L152 208H156V207H161L160 209L161 210H165L166 207H169L168 203L164 200V201H161V199H159L160 202H156V199H154L155 202H152L149 198V195L148 197L146 196V192L147 190H149L150 188H152L153 184H161L164 182V174L167 173L169 175H171L172 178H175L177 181L181 182L185 188L191 192H193L195 194L194 196V201L197 202L198 201V198L200 196V198H205V194L207 191H205V186H204V183H201L199 181V179H196L199 175V173L201 172H196L198 175L196 177L195 175V180L193 182H191L189 179H187L183 172L181 171L180 168L176 167V165L174 164V162L170 159V158H165L166 156L163 157V155L161 154H157L155 153V155L157 157H159L161 160H163V163L164 165H166V168L162 171V170H159L158 168L156 169V167L154 168V170L151 168V165H152V161L149 162H144L143 161V153L141 151H139V149L137 150V148H126L127 151L126 153H124L122 151V149L120 147H102L101 149L98 148V149H93L95 150V156L96 157H102V156H105V157H109L110 158V155L113 157L116 158V156H119L122 155L125 159H127V161H133V165H131V167L129 168H123L121 170H118V168L116 167V165H114L116 167V169L118 171L115 172V170L113 171L112 169L111 170H108V171H111V174L113 172V174L116 175V178L115 176L112 177V175L110 173H106V174H109L111 175L112 177V180L110 181H107V182H101L99 181V179L101 180V178H98V180H93V176H91L89 173L87 172H80V170L76 171V174L78 175H81L79 178H77L76 176L78 175H71L72 176V179L73 176L76 177V182L77 183V186H79V188L83 187L85 190L88 191L89 195H88V199L87 201H82V202H77V198L75 197H72V195L68 192V180L70 179L69 177H66V175H70V171L72 172V170H74L73 168H69L70 165H68V167L65 165V162L64 161H70V162H73V161H77V160H84V159H88V157H90V154L86 153V152H82V151H78L76 150L73 146L72 148H70L67 153H65V155L59 159L57 158V154L59 153L58 151L63 148V146H70L71 143L75 142L72 139V137L70 138H61L59 139L60 142H61V146L60 148H58L57 146H53L55 145V143H57V141L55 139H50V137H41V134L38 135L36 133H32V132H29V130L25 129L26 130V135H29L28 136V139L27 141L28 142H34V143H40V142H46V143H52V145H48V146H44L41 147V149L37 152H34L30 154V156H26V157H23V158H20L19 161H22V162H25V163H28L27 165H23L22 163L20 165H16V160H17V152L20 150L18 149V143L20 141H23L21 139L17 137H12L13 135H11L12 138L10 139H5V129L2 128L1 126V123H6L7 125H9V120ZM24 118H22V116H18V120H21L23 121ZM26 119V117H25ZM24 119V120H25ZM38 119V118H37ZM67 120V118H65ZM83 119V118H82ZM112 119V118H111ZM159 119V118H158ZM161 119V118H160ZM168 119V118H167ZM185 119V118H184ZM208 119V118H207ZM211 119V118H210ZM234 120V118H232ZM237 119V118H236ZM9 120V121H8ZM81 120V119H79ZM85 120V119H84ZM91 120V119H90ZM94 120V119H93ZM122 120H124L122 118ZM142 120V119H141ZM34 121V120H33ZM75 121V120H74ZM78 121V120H77ZM110 121V120H109ZM114 121V120H112ZM111 121V123H112ZM174 121V120H173ZM25 122V121H24ZM48 122V121H47ZM68 122V121H67ZM82 122V121H81ZM88 122V120H87ZM90 122V121H89ZM122 121L118 122L117 123H121ZM127 122V120H126ZM154 122V121H153ZM155 122H156V119H155ZM189 126H192L191 122L190 121H185ZM238 122V121H236ZM260 122V120H259ZM29 123V122H28ZM50 123H53V122H50ZM62 123V122H61ZM69 123V122H68ZM80 122L78 121L77 124H79ZM83 123V122H82ZM103 123V122H102ZM101 123V124H102ZM125 123V122H124ZM123 123V125H124ZM150 124V122H148ZM168 123V122H166ZM184 123V122H183ZM232 123V122H231ZM55 125V123H53ZM52 124V126H53ZM64 124V123H62ZM61 124V125H62ZM84 124V123H83ZM82 124V125H83ZM109 124V123H108ZM122 124V123H121ZM129 123H127L128 125ZM135 124V123H134ZM163 124V122H162ZM169 124V123H168ZM173 124V123H171ZM175 124V123H174ZM198 124V123H197ZM224 124V123H223ZM229 124V123H228ZM234 124V122L232 123ZM261 124V123H260ZM6 125V126H7ZM13 125V124H12ZM35 125V124H34ZM59 125V124H58ZM66 125V124H64ZM73 125V124H72ZM81 125V124H80ZM85 125V124H84ZM89 125V124H88ZM112 125V124H111ZM180 125V124H179ZM178 125V126H179ZM226 125V124H225ZM230 125V124H229ZM244 125V124H243ZM262 125V124H261ZM25 126V124H24ZM29 126V125H27ZM25 126V127H27ZM43 126H47L48 128L49 127H52L50 126L49 124L48 125H44V124H41V127L43 128ZM57 126V124H56ZM60 126V125H59ZM74 126V125H73ZM100 126V125H98ZM105 126V125H104ZM113 126V125H112ZM130 126V125H129ZM138 126V125H137ZM146 126V125H145ZM209 126H210V123H209ZM213 126V125H212ZM239 126V125H238ZM13 127V126H12ZM33 126H31L32 128ZM45 127V129L47 128ZM54 127V126H53ZM91 127V126H90ZM93 127V126H92ZM101 127V126H100ZM99 127V129H101ZM133 127V125H132ZM167 127V126H166ZM171 127V125H170ZM175 127V125H174ZM195 127V126H194ZM214 127V126H213ZM210 128L208 129L207 131H195V132H191L189 130H186V132L189 134H187L189 140L191 139V141L196 145L198 146L199 148H201L203 150V153L205 152V154H207L208 157H211V158H215L214 156H220V152L219 150L221 151L220 147H222V135L225 133V130L223 128V125H222V122L221 121H218V126L215 127V128ZM241 127V126H240ZM16 128V127H15ZM62 128V127H61ZM70 128V127H69ZM67 128V129H69ZM75 128V127H74ZM98 128V127H97ZM108 127H106L107 129ZM110 128V127H109ZM114 128V127H113ZM138 128V127H137ZM173 128V127H171ZM177 128V127H176ZM180 128V127H179ZM236 128V127H235ZM17 129V128H16ZM21 129V128H20ZM30 129V128H28ZM34 129V128H32ZM31 129V130H32ZM84 129V128H83ZM96 129V128H95ZM134 129V128H133ZM163 129V128H162ZM170 129V128H169ZM237 129V128H236ZM244 129V128H243ZM246 129V128H245ZM12 130V129H11ZM40 130V129H39ZM44 130V129H43ZM42 130V131H43ZM48 130V129H47ZM52 130V129H51ZM74 130V129H73ZM78 130V129H77ZM82 130V129H81ZM119 130V129H118ZM127 130V129H126ZM136 130V128H135ZM172 130V129H171ZM252 130V129H251ZM24 131V129H23ZM33 131V130H32ZM45 131V130H44ZM80 131V130H79ZM87 131V130H86ZM90 131V130H89ZM120 131V130H119ZM117 131V132H119ZM134 131V130H133ZM149 131V130H148ZM153 131V130H152ZM159 131V130H158ZM234 131V130H233ZM238 131V130H237ZM260 131V130H259ZM18 132L20 131H17V135H18ZM49 132V131H48ZM53 132V131H52ZM51 132V133H52ZM55 132V131H54ZM62 132V131H61ZM71 132V131H70ZM69 132V133H70ZM77 132V131H75ZM73 132V133H75ZM84 132V131H83ZM109 132V131H108ZM132 132V131H131ZM130 132V133H131ZM139 132V131H138ZM137 132V133H138ZM162 132V131H161ZM166 132V131H165ZM170 132V131H169ZM245 132H247L245 130ZM10 133V132H9ZM44 133V132H43ZM50 133V134H51ZM72 133V132H71ZM141 133V132H140ZM146 133V132H145ZM159 133V132H158ZM171 133V132H170ZM175 133V132H174ZM177 133V132H176ZM180 133V132H179ZM182 133V132H181ZM248 133V132H247ZM246 133V134H247ZM256 133V132H255ZM46 134V132H45ZM58 135V131L56 133ZM60 134V133H59ZM65 134H68V133H64ZM80 134V133H79ZM84 134V133H83ZM107 134V133H106ZM109 134V133H108ZM112 134V133H110ZM117 134V133H116ZM121 134V133H120ZM119 134V135H120ZM124 134V133H123ZM128 134V133H127ZM133 134V133H132ZM147 134V133H146ZM237 134H240L239 132H237ZM16 135V134H15ZM60 135H63V134H60ZM76 135H78L76 133ZM105 135V133L103 134ZM130 135V134H129ZM128 135V136H129ZM138 135V134H137ZM152 135V134H151ZM171 135V134H170ZM182 135V134H181ZM236 135V134H235ZM249 135V134H248ZM2 136V138H1ZM21 136V135H19ZM72 136V134H71ZM79 136V135H78ZM134 136V135H132ZM145 136H148V135H145ZM163 136V135H162ZM174 136V134H173ZM183 136V135H182ZM186 136V137H187ZM4 137V138H3ZM61 137V136H59ZM67 137V135H66ZM76 137V136H74ZM172 137V136H171ZM185 137V136H184ZM225 137V136H224ZM52 138H55V136L53 135ZM58 138V137H57ZM94 138V137H93ZM92 138V139H93ZM109 138V137H108ZM108 138H105V139H108ZM124 138V137H123ZM133 138V137H132ZM137 138V136L135 137ZM235 138V137H234ZM248 138V137H247ZM24 139V138H22ZM85 139V138H84ZM90 138V140H92ZM96 139H97V136H96ZM112 139V138H111ZM139 139V138H138ZM172 139V138H171ZM174 139V138H173ZM178 139V138H177ZM239 139V138H238ZM256 139V138H255ZM259 139V138H258ZM58 140V139H57ZM89 140V142H90ZM103 140V139H101ZM147 140V139H146ZM183 140V138H182ZM254 140V139H253ZM73 141V142H72ZM77 141V140H76ZM81 141V140H80ZM119 141V140H118ZM126 141V140H125ZM142 141V140H141ZM153 141V140H152ZM178 141V140H177ZM184 141H186L184 139ZM92 142V141H91ZM143 142V141H142ZM174 142V141H173ZM189 143V144H192ZM258 142V141H257ZM59 143V141H58ZM80 143V142H79ZM166 143V141H165ZM187 143V142H186ZM25 144V143H24ZM27 144V143H26ZM107 144V143H106ZM110 144V143H109ZM156 144V143H155ZM172 144V143H171ZM252 144V143H251ZM5 145H7V149H5ZM37 145V144H36ZM41 145V144H40ZM39 145V146H40ZM145 145V143H144ZM151 145V144H150ZM174 145V144H173ZM181 145V144H180ZM193 145V144H192ZM23 146V144L21 145ZM30 146V144H29ZM191 146V145H190ZM194 146V147H196ZM260 146V145H259ZM261 146H264L261 144ZM33 147V146H32ZM100 147V146H99ZM138 147V146H137ZM153 147V146H152ZM155 147V146H154ZM169 147V145H168ZM167 147V148H168ZM31 148V146H30ZM39 148V147H38ZM147 148V147H146ZM151 148V146H150ZM175 148V147H174ZM192 148V146H191ZM199 148H195L196 151H198V153L200 154L199 152ZM262 148V147H261ZM26 149V148H25ZM124 149V148H123ZM256 149V148H255ZM92 150V151H93ZM97 150V151H96ZM151 150V149H150ZM149 150V152H150ZM170 150V149H169ZM172 150V149H171ZM175 150V149H174ZM177 150V149H176ZM91 151V153H92ZM157 151H160V150H157ZM179 151V150H178ZM262 151H263V148H262ZM29 152V150H28ZM31 152V151H30ZM162 152V151H161ZM165 152V150H164ZM167 152V151H166ZM169 152V151H168ZM175 152V151H174ZM177 152V151H176ZM179 153V152H178ZM193 153V151H192ZM25 154V153H24ZM172 154V153H171ZM174 154V153H173ZM196 154V153H195ZM220 154V155H219ZM223 154V152H222ZM262 154V152H261ZM260 154V155H261ZM23 155V154H22ZM20 155V156H22ZM57 155V156H56ZM94 155V154H93ZM92 155V156H93ZM102 155V156H101ZM115 155V156H114ZM198 155V154H197ZM195 155V156H197ZM252 155V154H251ZM94 156V158H95ZM121 156V158H122ZM169 156V155H168ZM167 156V157H168ZM180 157V154L177 155ZM203 156H205L203 154ZM146 157V156H144ZM148 157V156H147ZM171 157V155H170ZM178 157V159H179ZM207 157V158H208ZM217 157V158H218ZM222 157V156H221ZM250 157V156H249ZM254 157V156H253ZM92 158V157H90ZM108 158V160H109ZM114 158V159H115ZM122 158V159H124ZM183 158V157H182ZM181 158V159H182ZM190 158V157H189ZM192 158V157H191ZM194 158V156H193ZM198 158V157H197ZM200 158V157H199ZM202 158V156H201ZM200 158V159H201ZM205 158V157H203ZM202 158V159H203ZM255 158V157H254ZM259 158V157H258ZM106 159V158H105ZM103 159V160H105ZM112 159V158H110ZM120 159V158H119ZM124 159V160H125ZM185 159V157H184ZM201 159V160H202ZM223 159V158H222ZM222 159H220L221 163H222ZM97 160V159H96ZM148 160V159H146ZM209 160V159H207ZM206 160V161H207ZM213 160V159H212ZM256 160V159H255ZM85 161V160H84ZM87 161V160H86ZM98 161V160H97ZM116 161V160H115ZM254 161V160H253ZM64 162V163H63ZM80 162V161H79ZM95 162V161H94ZM93 162V164H94ZM106 162H108L106 160ZM111 162V161H110ZM118 162V161H117ZM126 162V160H125ZM184 162V161H183ZM187 162V160H186ZM190 162V161H189ZM192 162V160H191ZM209 162V161H208ZM207 162V163H208ZM217 162V161H215ZM219 162V161H218ZM20 163V162H18ZM17 163V164H18ZM75 163V162H74ZM82 163V162H80ZM85 163V162H84ZM88 163V162H87ZM92 163V162H91ZM100 163V162H99ZM102 163V162H101ZM105 163V162H103ZM121 163V162H120ZM124 163V162H123ZM194 163V162H193ZM205 163V162H204ZM206 163V165H207ZM210 163V162H209ZM212 163V162H211ZM227 163V162H226ZM71 164V163H70ZM92 164V165H93ZM106 165H108L107 163H105ZM110 164V165H111ZM117 164V163H116ZM127 165H129V163H126ZM124 164V165H126ZM189 164V163H187ZM198 164V163H197ZM213 164V163H212ZM211 164V165H212ZM216 164V163H214ZM85 165V164H84ZM95 165V164H94ZM97 162H96V167H97ZM100 165V164H99ZM122 165V164H121ZM120 165V167L122 168V166ZM190 165V164H189ZM193 165V164H192ZM203 164H201V167H206V166H202ZM221 165V164H219ZM216 164V166H219ZM74 166V165H73ZM72 166V167H73ZM80 166V165H79ZM78 166V167H79ZM87 166V164H86ZM114 166H113V169H114ZM155 166V165H154ZM197 166V165H196ZM225 166V165H224ZM75 167V166H74ZM99 167V166H98ZM101 167V166H100ZM107 167V166H106ZM109 167V166H108ZM119 167V168H120ZM153 167V165H152ZM193 167V166H191ZM209 167V166H208ZM211 167H214L215 166H210ZM15 168V169H14ZM17 168V170H16ZM88 168V167H87ZM112 168V167H111ZM213 168V169H214ZM239 168V167H238ZM81 169V167H80ZM108 169V168H107ZM107 169L105 168L103 170V172L105 173V170L107 172ZM205 171H207L206 168H204ZM212 169V170H213ZM218 169V167H217ZM13 170H16L15 173H13ZM99 170V169H98ZM102 170V168H101ZM187 170V169H186ZM221 172L222 170H226L225 168L224 169H221ZM75 171V170H74ZM82 171V170H81ZM113 171V172H112ZM193 171V170H192ZM198 171V170H196ZM200 171V170H199ZM210 171V169H209ZM214 171V170H213ZM212 171V173H213ZM215 171H216V168H215ZM219 171V170H217ZM259 171V170H258ZM91 172V171H90ZM102 172V171H101ZM249 172V171H248ZM58 173H61L58 175ZM93 173V171H92ZM208 173V172H207ZM211 173V172H210ZM223 173H225L227 175L228 172L224 171ZM250 173V172H249ZM96 174V173H95ZM100 174V173H99ZM103 174V173H102ZM105 174V176H107ZM62 175V176H60ZM108 175V176H109ZM221 175V174H220ZM95 176V175H94ZM99 176V175H98ZM104 176V177H105ZM188 176V175H187ZM210 176V175H209ZM212 176H215V174H213ZM217 176V175H216ZM110 177V176H109ZM110 177V178H111ZM207 177V176H206ZM255 177V176H254ZM113 178H115L113 180ZM201 178V177H200ZM203 178V177H202ZM201 178V179H202ZM209 178V177H208ZM212 178V177H211ZM216 178V181H217V177ZM251 178V177H250ZM109 179V178H108ZM200 179V180H201ZM220 179V178H219ZM218 179V181H220ZM204 180V179H203ZM213 179L209 180V181H212ZM253 180V179H252ZM205 181H207L205 179ZM216 181L215 184H216ZM222 181V180H221ZM204 182V181H203ZM208 182V181H207ZM74 183V182H73ZM210 183L212 182H209V185ZM222 183V182H220ZM244 183V181L242 182ZM167 184V183H166ZM214 184V185H215ZM253 184V181L252 183ZM208 185V184H206ZM224 185V184H223ZM250 185V184H249ZM165 186V185H164ZM168 186V185H166ZM165 186V187H166ZM211 186V185H210ZM217 186L220 187V185L218 184ZM157 187V186H156ZM154 187V188H156ZM172 187V186H171ZM224 187V186H222ZM249 187V186H248ZM252 187V186H251ZM160 188V187H158ZM170 188V187H169ZM214 188V186H213ZM218 187H216L217 189ZM254 188V187H252ZM256 188V187H255ZM75 189V187H74ZM73 189V190H74ZM174 189V188H173ZM180 189V188H179ZM219 189V188H218ZM157 190V189H156ZM165 190L167 191V189L165 188ZM171 190V189H170ZM215 190V188H214ZM220 190V189H219ZM154 191V189H153ZM163 191V190H162ZM182 191V190H181ZM217 191V190H216ZM222 191V190H221ZM257 191V190H256ZM71 192H72V189H71ZM156 192V191H155ZM161 192V191H159ZM174 192H177V191H174ZM179 192V191H178ZM240 192H243V191H240ZM246 192V191H245ZM249 193V191H247ZM246 192V193H247ZM149 193V191L147 192V194ZM158 193V192H157ZM168 193V192H167ZM181 193V192H179ZM183 193V191H182ZM218 193V192H216ZM252 193V192H250ZM258 193V192H257ZM83 194V193H82ZM162 194V192H161ZM159 194V195H161ZM171 194V192H170ZM215 194V193H214ZM213 194V195H214ZM254 194V193H253ZM77 195V194H76ZM80 195V194H78ZM77 195V196H78ZM86 195V194H85ZM112 196L111 198L114 197L115 199V202L116 204L112 205V207H110L109 205H106V197L107 196ZM151 195V194H150ZM183 195V194H182ZM181 195V196H182ZM210 195V194H209ZM246 195V194H245ZM244 195V196H245ZM262 195V194H261ZM153 196V195H152ZM157 196V195H156ZM216 196V195H215ZM224 196V195H222ZM84 197V196H83ZM211 197V195H210ZM252 197V196H251ZM250 197V198H251ZM257 197V196H256ZM75 198V199H74ZM79 198V196H78ZM86 198V199H87ZM159 198V197H158ZM157 198V199H158ZM246 198V196H245ZM249 198V199H250ZM108 199V198H107ZM113 199V200H114ZM212 199V198H211ZM218 199V198H217ZM248 199V200H249ZM253 199V198H252ZM152 202H150V201ZM108 201V200H107ZM158 201V200H157ZM220 201V200H219ZM245 201V200H243ZM251 201V199H250ZM111 202V199L108 201V203ZM247 202V200H246ZM176 203V202H175ZM175 203L173 206H175ZM240 203V202H239ZM238 203V204H239ZM248 205V204H247ZM109 206V207H108ZM241 206V204H240ZM177 207V206H176ZM245 207V206H244ZM125 208V209H123ZM249 208V207H248ZM121 209V208H120ZM169 208H166V210H168ZM171 209V208H170ZM181 209V208H180ZM235 209V208H234ZM241 209V208H240ZM239 209V210H240ZM246 210V208H244ZM94 210L96 211L97 215L94 218V222H92L93 226H91V222H89L90 220V213L91 211ZM108 210V209H107ZM121 210V211H122ZM139 210V209H138ZM173 210V209H171ZM249 211V209H247ZM112 211V210H110ZM117 211V210H116ZM140 211V210H139ZM143 211V213H144ZM152 211V210H151ZM159 211V210H158ZM174 211V210H173ZM175 211H177L178 213H181L180 210L178 208L175 209ZM182 214L179 215V219H180V224H184V227H188V230L191 234V239H196L198 240L199 239V246L202 247L203 246V251H204V255L206 256V258H208L207 260H205V262L203 264H214L213 263V260L210 259L211 258V255L213 253L212 249L208 248L207 245L205 244V242L202 240V234H203V229H202V222L201 220L196 216V214L192 211H185V210H182ZM114 212V211H113ZM129 212V211H128ZM132 212V213H133ZM153 212V211H152ZM162 212V211H161ZM126 213V211H125ZM168 213V212H167ZM172 212L170 211V215L172 216L171 214ZM135 214V213H134ZM174 214V213H173ZM117 215V214H116ZM133 215V214H132ZM144 215V214H143ZM168 215V214H167ZM166 215V216H167ZM238 215H241V214H238ZM237 215V217H238ZM93 216V215H92ZM108 216V215H107ZM111 216H112V213H111ZM115 216V214L113 215ZM138 216V215H136ZM146 216V215H145ZM162 217V215H160ZM126 217V216H125ZM140 217V216H139ZM138 217V218H139ZM158 217V216H157ZM156 217V218H157ZM169 217V216H168ZM256 217V216H255ZM114 218V217H113ZM128 218V217H126ZM135 218V217H134ZM141 218V217H140ZM142 218H144V216H142ZM159 218V217H158ZM167 218V217H166ZM165 218V219H166ZM112 219V218H110ZM130 219V218H129ZM137 219V218H136ZM171 219V218H170ZM231 219V218H230ZM116 220V219H115ZM131 220V219H130ZM133 220V218H132ZM139 220V219H138ZM143 220V219H142ZM162 220H163V217H162ZM92 221V219H91ZM112 221V220H111ZM137 221V220H136ZM150 221V222H151ZM160 221V220H159ZM109 222V221H107ZM112 222H115V221H112ZM130 222V221H129ZM144 222V221H142ZM146 222V221H145ZM152 222V223H153ZM230 222V220H229ZM106 223V222H105ZM137 223V222H136ZM160 223V222H159ZM158 223V224H159ZM168 223H171V222H168ZM173 223V222H172ZM171 223V224H172ZM176 222H174L175 224ZM178 223V222H177ZM258 223V222H257ZM108 224V223H107ZM111 224V222H110ZM130 224V223H129ZM135 224V223H134ZM133 224V225H134ZM230 224V223H229ZM261 224H264V220L261 221ZM153 225V224H152ZM162 225V224H161ZM186 225V226H185ZM128 226V225H127ZM131 226V225H130ZM170 226V225H169ZM175 226V225H174ZM109 227V226H108ZM156 227V226H155ZM179 227V226H178ZM183 227V228H184ZM206 227V226H205ZM204 227V228H205ZM224 227V226H223ZM104 228V227H103ZM124 228V227H123ZM195 228V229H194ZM222 228V227H221ZM230 228V227H229ZM241 228V227H240ZM107 229V228H106ZM153 229V228H152ZM163 229V228H162ZM170 229V228H169ZM177 229V228H176ZM182 229V227H181ZM186 229V228H185ZM184 229V230H185ZM209 229V228H208ZM219 229V228H218ZM129 230V229H128ZM136 230V229H135ZM164 230H168V229H164ZM173 230V229H172ZM183 230V229H182ZM183 230V231H184ZM127 231V230H126ZM176 231V230H175ZM173 231V232H175ZM178 231V230H177ZM176 231V232H177ZM206 231V230H205ZM124 232V231H123ZM122 232V233H123ZM132 232V231H130ZM187 232V231H186ZM207 232V231H206ZM263 232V230H262ZM181 233V232H180ZM120 234V232H119ZM134 234V233H133ZM176 234V233H174ZM184 234V233H182ZM206 234V233H205ZM215 234V233H214ZM173 235V234H172ZM209 235V234H208ZM207 235V236H208ZM213 235V233H212ZM129 236V235H128ZM127 236V237H128ZM180 236V235H178ZM176 237V238H181L182 237ZM185 236V235H183ZM125 237V236H124ZM188 237V235H187ZM186 237V238H187ZM120 238V237H119ZM129 238V237H128ZM185 238V239H186ZM198 238V239H197ZM213 238V236L211 237ZM210 238V239H211ZM108 239V241L110 242V246L112 247V249H116L119 253L114 256L112 258L111 261H106L105 259V256L107 254H109L107 251H106V240ZM184 239V240H185ZM207 239V238H206ZM227 240V239H226ZM120 241V240H119ZM125 241H128V240H125ZM188 241V240H187ZM191 241V240H190ZM195 241V240H194ZM221 241V240H220ZM174 243V242H173ZM191 243V242H190ZM198 244V242H196ZM233 243V242H232ZM128 245V243H126ZM177 244V243H175ZM174 244V245H175ZM180 245V244H179ZM177 245V246H179ZM109 246V247H110ZM170 246V245H169ZM221 246V245H220ZM225 246V245H224ZM227 246V245H226ZM234 246V244H233ZM110 247V248H111ZM176 247V245H175ZM180 247V246H179ZM190 246H188L189 248ZM199 247V248H200ZM258 248V246H256ZM254 247V248H256ZM191 248V247H190ZM251 248V247H250ZM177 249V247H176ZM180 249V248H179ZM192 249V248H191ZM201 249V248H200ZM228 249V248H227ZM253 249V247H252ZM260 249V248H258ZM258 249L256 251H258ZM264 249V248H263ZM262 249V250H263ZM173 250V249H171ZM198 250V248H197ZM261 250V249H260ZM259 250V251H260ZM261 250V251H262ZM109 251V250H108ZM167 251V250H166ZM202 251V249H201ZM260 251V252H261ZM174 252V251H173ZM172 252V253H173ZM218 253H221L220 250L217 251ZM253 252H255V250H253ZM178 253V252H177ZM231 253V252H230ZM234 253V251H233ZM257 253V252H256ZM262 253V252H261ZM111 254V253H110ZM168 254V253H167ZM171 254V252H170ZM176 254V253H175ZM188 254V253H186ZM229 254V253H228ZM237 254V253H236ZM177 255V254H176ZM217 255V254H216ZM231 255V254H229ZM255 255V254H254ZM253 255V256H254ZM258 255V253H257ZM262 255V254H260ZM159 256V255H158ZM174 256V255H173ZM184 256V255H183ZM218 256V255H217ZM221 256V255H220ZM239 256V255H238ZM243 256V255H242ZM251 256V257H253ZM259 256V255H258ZM175 257V256H174ZM185 257V256H184ZM201 257H202V254H201ZM241 257V256H240ZM256 255L254 256V258L252 259H257ZM261 256H259L260 258ZM111 258V257H109ZM157 258V257H156ZM160 258V257H159ZM158 258V259H159ZM258 258V259H259ZM108 259V258H107ZM162 259V257L160 258ZM159 259V260H160ZM164 261L165 264H177L175 263L171 257H164ZM250 259V258H249ZM249 259L248 260V263L250 264V261ZM257 259V260H258ZM110 260V259H109ZM178 260V259H177ZM220 260V259H218ZM254 260V261H255ZM264 260V259H263ZM161 261V260H160ZM163 261V260H162ZM227 261V260H226ZM235 261V260H234ZM250 261V262H249ZM253 261V262H254ZM158 262V261H157ZM179 262V261H178ZM184 262V261H183ZM256 262V261H255ZM156 263V262H155ZM154 263V264H155ZM198 263V262H197ZM237 263V262H236ZM262 263V262H261ZM160 264H163V263H160ZM180 264H186V263H180ZM217 264V263H216ZM221 264V262H220ZM232 264V263H231ZM254 264V263H253Z\"/></svg>","mask_w":264,"mask_h":264},{"label":"crops","instance_id":"0c3cea01","mask_svg":"<svg viewBox=\"0 0 264 264\" xmlns=\"http://www.w3.org/2000/svg\"><path fill=\"white\" fill-rule=\"evenodd\" d=\"M216 1L72 0V37L68 38V41L72 42V54L84 56L86 62L99 64L100 66L106 65L108 62L106 57L109 55L139 56L140 59L143 56L146 57L144 59L146 61L143 60L142 63H154L155 59L151 57L158 55V50H162V48L165 50L163 52L164 55L183 57L184 66L179 69L180 71L187 72V77L192 72L198 73V75L201 72V80L205 85L208 83L207 86L209 85L210 88L218 89L221 94H227L229 100L233 103L231 112L225 111L226 114L223 111L213 113V119L217 121L211 123L210 126L213 125V128H215L218 126V121L222 122L224 130L226 128L223 135L229 137L230 147L232 146L229 149L232 157V166L240 168L243 166L240 163L242 154L247 152V148L245 147V150H243L241 147L243 144L237 142V137H249L254 134L248 129V127H252L253 119L260 120L262 125L264 122V115H261L263 112H260V115H255L249 110L250 104H264V92L262 90L264 89V0ZM236 9L237 11H235ZM197 18L198 20H196ZM131 39H138V42L135 40V44ZM217 43L218 45H216ZM203 44L206 46L205 48ZM121 52L122 54H120ZM140 59H135L133 62L137 65L136 70L142 73L143 66H141ZM168 63L170 62L168 61ZM253 67H256V71ZM247 68L249 69L247 70ZM164 71H166V68H164ZM248 71L251 72V76L248 75L250 74ZM209 76L212 77V80H208ZM166 77H172V80L175 81L174 76ZM181 85L186 90V99L189 102L192 86L185 81L181 82ZM198 88H201V85ZM254 89L260 90L256 91ZM196 119H200V117H196ZM231 122H234V124ZM182 128L186 135L188 133L185 130L204 132L210 129L206 125L202 128ZM237 132L240 134H237ZM244 146L249 147L250 145L245 142ZM220 149L222 152L225 151L223 146ZM198 150L199 152H203L201 148ZM221 151L219 150V152ZM247 159L245 157V163Z\"/></svg>","mask_w":264,"mask_h":264}]
</instances>
